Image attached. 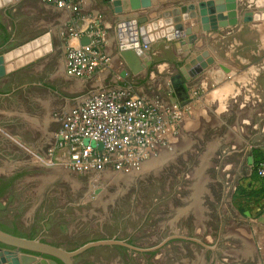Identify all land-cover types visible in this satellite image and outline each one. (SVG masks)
<instances>
[{"label":"rangeland","instance_id":"374dc122","mask_svg":"<svg viewBox=\"0 0 264 264\" xmlns=\"http://www.w3.org/2000/svg\"><path fill=\"white\" fill-rule=\"evenodd\" d=\"M243 3L241 9L237 5L235 8L237 23L223 27L232 32L223 40L219 36L221 40L214 46H218L219 55L232 56L241 70L254 72L257 88L262 92L264 14L258 15V9L264 8V1ZM254 11L253 20H243L247 12ZM159 48L163 51L161 56L167 58L165 49ZM56 57L60 58V54ZM25 82L24 79L17 86H9L13 89L11 96H17L19 101L28 96L21 90ZM4 89L12 90L8 85ZM258 99L257 108L260 105L261 109L255 113V124L259 130L254 144L239 159L234 158L236 155L224 156V149L219 151L211 131L201 139L209 144L176 138L172 153L149 160L140 170L128 174L107 171L80 178L62 167L47 170L33 160L29 174L19 182L21 185L0 197V225L14 226L24 237L68 251L99 240L121 241L131 246L96 245L76 255L73 264H149L155 257L157 264H183L180 261L187 260L200 264L199 259L204 256L221 262L223 258L234 260L236 255L229 249H237L235 235L225 230L229 214L218 218L216 212L224 209L227 213L233 208L239 212L253 211L255 207L243 187L257 179L253 161L264 158L263 94ZM12 101L15 99L10 105ZM2 104L0 137L9 133L5 119L18 114L14 109H3ZM4 145L0 142V151ZM1 162L6 164L8 160L0 158V176L7 173V165ZM147 251L157 253L154 257L146 256ZM259 263L264 264L262 260Z\"/></svg>","mask_w":264,"mask_h":264},{"label":"crops","instance_id":"0c3cea01","mask_svg":"<svg viewBox=\"0 0 264 264\" xmlns=\"http://www.w3.org/2000/svg\"><path fill=\"white\" fill-rule=\"evenodd\" d=\"M75 1L79 14L69 7H56L40 0H0V54L47 35L39 44L29 46L10 59L40 50V56L23 69L24 93L29 97L23 111L14 109L17 96H11V91L4 89L10 73L0 78V105L5 104L1 107L17 111L12 121L26 123L31 137L50 140L61 115L85 97L109 88H123L147 96L159 94L171 102H186L189 111L181 120L177 140L205 144L201 140L203 134L212 131L219 151L224 149V156L236 155V159L254 144L253 138L259 130L255 113L261 109L260 105L257 108V98L262 94L264 98V91L257 88L254 72L241 70L232 56L219 55L218 46H214L232 30L220 27L206 32L199 28L196 40L188 49L183 47L187 43L186 35L173 39L166 36L168 28L184 23L179 11L181 6L207 0ZM243 1L257 3L259 0H235L237 8L243 7ZM169 19L171 23L166 25ZM93 25L105 33L103 51L108 60L90 77L69 76L65 72V47L81 45L88 38L87 29ZM69 27L82 35H69ZM140 28L145 31L143 36H152L145 50L150 59L147 65L138 56L125 55L120 49V44L131 42ZM156 33L159 36H155ZM161 46L167 58L161 56ZM186 64L189 65L186 71L193 64H199L202 69L186 79L181 72ZM8 89L12 88L8 86ZM0 115H3L1 110ZM243 188L255 206L253 211L239 212L234 208L227 213L224 209L217 211L218 218L229 214L225 230L235 235L233 239L237 244V249H229L234 251L236 259L223 258L222 264H252L254 261L260 264L261 260L264 263V181L250 180ZM226 203L233 207L232 203Z\"/></svg>","mask_w":264,"mask_h":264},{"label":"built area","instance_id":"2783aa9c","mask_svg":"<svg viewBox=\"0 0 264 264\" xmlns=\"http://www.w3.org/2000/svg\"><path fill=\"white\" fill-rule=\"evenodd\" d=\"M40 1L79 14L75 0ZM68 34L82 35L73 27ZM86 36L87 44L65 47L69 76L90 77L108 60L103 51L104 31L93 25ZM139 45L143 50L148 47L143 41ZM188 111L186 102H171L159 94L147 96L123 88L93 93L61 115L51 144L37 159L77 174L138 171L145 162L174 151V139ZM254 173L264 181V158L255 163Z\"/></svg>","mask_w":264,"mask_h":264},{"label":"water","instance_id":"95a60500","mask_svg":"<svg viewBox=\"0 0 264 264\" xmlns=\"http://www.w3.org/2000/svg\"><path fill=\"white\" fill-rule=\"evenodd\" d=\"M235 8V0H207L183 5L179 8V11L183 14L181 19L184 23L180 22L175 24L173 27L168 28V35L166 34L167 39L179 38L186 35L187 43H184L185 45L183 47L184 49H188L196 40L195 33L199 30V28L207 31L209 29L224 27L226 24H236L237 19L235 16ZM260 12L262 14L264 13V11H259L258 15ZM255 15V11L247 12L243 16V20L251 21L254 19ZM165 23L166 25L171 23L170 19ZM138 32L139 33L135 34V37L131 42H122L120 44V49L125 55L127 54L133 56L134 54L138 56L145 63V65H147L149 64L150 59L147 56L146 51L140 47L139 43L140 41L148 43V40H152V36L150 35L148 38L143 36L145 31L141 28ZM162 32L163 31L160 33ZM155 36H159V33H156ZM44 38H47V35L45 36V34H43L38 36L31 41L26 42L21 47H17L6 53L0 54V78L30 62H33L35 58H38L40 56V50L35 53H26L24 56H19L10 61L13 56L19 54L21 51H26L29 49V46L33 47L39 44V42L43 41ZM88 42L89 39L86 38L82 41V44H87ZM7 60L9 61L7 62ZM188 68V64H186V67L184 66L181 68V72L186 79H189L190 76L199 73L202 69L199 64H193V67L189 71H186ZM99 148H101L100 144ZM248 161L251 162V157L248 158ZM53 167L54 166H47V168ZM246 214L248 213L246 212ZM115 243L131 247L121 241L99 240L87 242L72 251H68L48 242H44L36 238L15 235L0 228V244L4 246V248H0V264H32L34 261H37L36 264H57V261L53 258L59 259L63 264H73V258L90 247Z\"/></svg>","mask_w":264,"mask_h":264},{"label":"flooded vegetation","instance_id":"af4514ba","mask_svg":"<svg viewBox=\"0 0 264 264\" xmlns=\"http://www.w3.org/2000/svg\"><path fill=\"white\" fill-rule=\"evenodd\" d=\"M29 66L25 65L9 74V80H8V86H17L20 81H24V75H23V69L25 67ZM6 84V85H7ZM13 90V89H12ZM11 90V92H12ZM24 92V84L22 89ZM25 94V93H23ZM26 95V94H25ZM28 103V97L24 96L22 100L19 101V99H16L15 103V110L23 111V106L27 105ZM37 114H39L37 112ZM7 116H5L6 118ZM15 116H13L14 118ZM12 118V119H13ZM12 119H5L6 126L9 127V133L8 135H2L0 137V142L5 144L4 147H2V150L0 151V158H6L8 162L5 164L3 162V165H7L4 169L7 173L2 174L0 176V197H3L8 191H11L12 189H16L21 185L19 183L21 180H24V178L29 174L28 168L29 165H33L31 163L33 160L37 162L40 166H44L47 170H53V168H46L48 165L45 164V162L40 161L37 159V154H42L46 151L48 146L52 142V136L49 141H42L41 138H33L30 136L29 129L27 127V124L24 122H13ZM18 118H16L17 120ZM9 123V124H7ZM6 155V156H5ZM29 159V161H27ZM71 174L80 177H90L93 174H100V173H89V174H77L70 172ZM217 217L219 215L216 212ZM6 226V225H4ZM9 227V226H8ZM2 229V228H1ZM156 251H147L145 254L146 256H153L156 254ZM204 259V260H203ZM154 260V259H152ZM149 264H157V258L155 257V260L152 261ZM200 264H222L218 258L216 260L209 259L207 257H201ZM202 260V261H201ZM189 261V263L187 262ZM187 261H180V263L183 264H190V260ZM198 261V260H196ZM186 262V263H185Z\"/></svg>","mask_w":264,"mask_h":264},{"label":"trees","instance_id":"16d2710c","mask_svg":"<svg viewBox=\"0 0 264 264\" xmlns=\"http://www.w3.org/2000/svg\"><path fill=\"white\" fill-rule=\"evenodd\" d=\"M259 159H255L253 161L254 163V166H255V163L258 161ZM0 228H2L3 230L9 232V233H12V234H15V235H19V236H24L22 235L20 232H18V230L16 229V227L12 226V227H8V226H4V225H0ZM0 246H3L2 244H0ZM47 257V256H46ZM50 258V257H49ZM57 261V264H63L59 259H56V258H53Z\"/></svg>","mask_w":264,"mask_h":264},{"label":"bare ground","instance_id":"6f19581e","mask_svg":"<svg viewBox=\"0 0 264 264\" xmlns=\"http://www.w3.org/2000/svg\"><path fill=\"white\" fill-rule=\"evenodd\" d=\"M38 260V259H37ZM37 263V261H34L33 264Z\"/></svg>","mask_w":264,"mask_h":264}]
</instances>
